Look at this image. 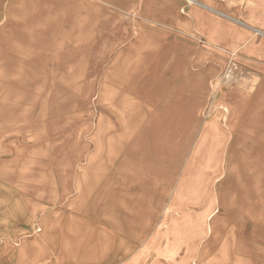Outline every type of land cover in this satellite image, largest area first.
<instances>
[{"label":"rangeland","instance_id":"374dc122","mask_svg":"<svg viewBox=\"0 0 264 264\" xmlns=\"http://www.w3.org/2000/svg\"><path fill=\"white\" fill-rule=\"evenodd\" d=\"M12 35L0 22L1 262L102 257L139 207L116 264H264V69L205 81L150 28L101 63Z\"/></svg>","mask_w":264,"mask_h":264},{"label":"crops","instance_id":"0c3cea01","mask_svg":"<svg viewBox=\"0 0 264 264\" xmlns=\"http://www.w3.org/2000/svg\"><path fill=\"white\" fill-rule=\"evenodd\" d=\"M0 22L10 24L13 38L27 39L33 51L57 56L60 64L62 55L87 54L101 63L118 52L125 54L134 40L146 44L150 28L166 54L173 53L164 46L169 39L185 40L179 51L205 81L232 58L246 68L264 69V0H0ZM126 213V227L102 257H80L56 242L40 259L43 264H116L125 254L129 228L152 217L139 207ZM42 230L43 236L47 228ZM23 257L29 259L15 248L0 264H21Z\"/></svg>","mask_w":264,"mask_h":264}]
</instances>
